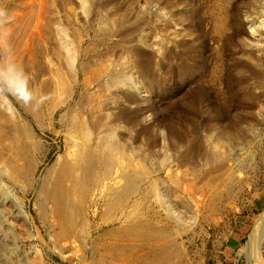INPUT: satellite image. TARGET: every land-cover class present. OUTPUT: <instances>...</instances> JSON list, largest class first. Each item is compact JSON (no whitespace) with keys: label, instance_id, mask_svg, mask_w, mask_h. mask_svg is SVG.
<instances>
[{"label":"rangeland","instance_id":"1","mask_svg":"<svg viewBox=\"0 0 264 264\" xmlns=\"http://www.w3.org/2000/svg\"><path fill=\"white\" fill-rule=\"evenodd\" d=\"M62 1L0 0L12 21L0 34L42 112L37 121L14 98H0V264H264V48L255 44L264 23L250 27L264 17L263 1L170 0L171 8L87 0L89 13L79 0ZM57 24L69 45L80 32L69 53L74 77ZM115 66L126 85L106 89L103 75ZM89 100L134 124L128 137L139 141H123L128 157L117 154V166L144 167L166 204L151 200L138 228L136 216L110 217L100 193L85 203L73 197L66 237L42 186L78 140L64 114L83 118ZM252 236L258 249L248 245Z\"/></svg>","mask_w":264,"mask_h":264},{"label":"bare ground","instance_id":"2","mask_svg":"<svg viewBox=\"0 0 264 264\" xmlns=\"http://www.w3.org/2000/svg\"><path fill=\"white\" fill-rule=\"evenodd\" d=\"M63 1L68 3L71 0ZM79 1L83 6L84 12L89 13L87 0ZM161 1L169 7H173L170 0ZM262 1L264 4V0ZM125 21L126 18L122 17L121 23H125ZM226 22V17L220 14L217 18L218 28L221 30L224 29V27H226ZM263 23L264 17L261 19L260 17H256L250 25L252 33H255L258 27L262 26ZM55 29L60 52L68 50L67 55L63 57L70 70V74L74 77L77 69L74 67L69 53L70 50L78 44L80 32L77 30L76 39L69 45V43L63 40L62 36L65 27H61L57 24ZM255 44L258 45L260 49L262 47L264 48V41L261 43L256 41ZM103 79H105V81L102 84L106 89L111 87L122 88L126 85L124 82L126 80V73H124L119 66H115L112 71L109 70V72H105ZM88 102L87 104L89 106L83 118H77L69 111L64 114V116H66L65 122L69 123L68 126L71 128V136L76 137L78 140L72 139L70 152H68L67 158L59 164L54 181L50 184L46 182L42 186L46 199L52 200L55 206L56 217L61 224L63 236L66 237L74 230V221L72 218L74 217V211L71 206L73 197L85 203L89 197L100 193L108 211L107 214L110 217L114 214L121 213L120 219L130 222V220H133L132 218L136 216L135 221H133L138 228L146 212V207L149 206L148 204L151 200L154 199L166 204L164 201V192L161 190V187H159L160 183L154 179L148 180L150 178L148 177L147 171L143 169L144 167L142 168L141 165L134 164L127 170H124L117 166V154H126V146L123 141L127 142L128 145L139 141V138L128 137V135L132 136L134 124L132 125L128 120L121 119L118 114L97 111L93 101L89 100ZM23 105L37 121L41 119V108L35 97L32 103ZM70 109H72V107ZM240 131L239 122H237L230 133L234 136H239ZM221 132L223 134L229 133L228 130ZM28 136L33 143H36L29 131ZM173 141L177 144L183 141V139L175 137ZM204 155L211 163L216 160L215 153H205ZM51 171L52 170H50L49 176L51 175ZM31 176L32 170L30 169L27 178L30 180ZM170 191L174 192L173 190ZM134 196H138L139 198L141 196V201L138 198L133 201L132 198ZM41 215L45 216L43 206H41ZM175 219L176 221L181 220L179 217H175ZM262 223H264V218ZM248 245L253 250L256 248L258 249L259 238L252 236Z\"/></svg>","mask_w":264,"mask_h":264},{"label":"clouds","instance_id":"3","mask_svg":"<svg viewBox=\"0 0 264 264\" xmlns=\"http://www.w3.org/2000/svg\"><path fill=\"white\" fill-rule=\"evenodd\" d=\"M9 11L0 6V27L12 21L8 19ZM9 96L25 105L34 99L33 89L27 71L15 60L11 43L0 34V98Z\"/></svg>","mask_w":264,"mask_h":264}]
</instances>
